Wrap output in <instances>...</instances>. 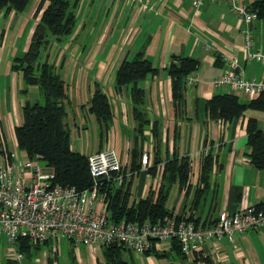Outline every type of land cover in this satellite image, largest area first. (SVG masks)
Masks as SVG:
<instances>
[{
  "label": "crops",
  "instance_id": "0c3cea01",
  "mask_svg": "<svg viewBox=\"0 0 264 264\" xmlns=\"http://www.w3.org/2000/svg\"><path fill=\"white\" fill-rule=\"evenodd\" d=\"M36 1L17 16V23L13 27L8 21L16 12L11 9L0 10L2 153L15 145L13 125L21 120L20 103L24 98L33 100L31 94L37 91L34 83L27 84L25 90L21 89L25 86L21 72L10 66L12 58L21 55L27 46L37 17L32 14ZM240 1L249 4L252 0ZM228 6V0H201L196 5L191 0H112L111 6L105 7L93 37L88 40L77 38L84 25V21L80 20L67 36L59 38L53 55H47V59L58 65L63 79L65 96L62 102L64 120L69 129V146L83 153L106 145L114 146L117 150L122 148L120 155L127 164L129 148L135 145L141 152L147 147L151 154V140L147 128L143 130L145 137H134L129 96L125 86L115 90L113 72L123 55H128L130 48L132 51L137 46L142 49L143 55L156 67L155 71L146 72L139 79L144 93L143 105L149 119H158L161 135L166 138L169 151L172 126L176 122L177 151L189 155L191 185L198 173L201 150L210 145L215 151L206 197H199L193 205L195 198L189 200L192 198L191 189L183 194L173 183L165 201L175 212H191L199 216V222L203 223L212 220L221 208L232 210L245 204L264 203V169L254 166L244 153L245 119L252 115L258 121L260 114L253 112L252 108H246L236 118H209L205 116L202 106L204 98L215 91L227 89L214 85L211 78L221 72L224 59L228 56L235 57L244 77L264 75V67L259 60L245 58L239 32L242 21ZM89 28L95 29V26L91 24ZM250 28L253 47L264 52V16L253 18ZM184 54L195 57L197 65L191 70L196 75L194 83L184 85L185 111L180 117L174 115L170 77L164 65L171 57ZM215 56L220 58L219 62L215 61ZM94 82L99 83L111 103L112 117L106 129L87 109ZM236 94L247 98L242 93ZM156 181L157 176L144 172L140 165L129 179L128 202L144 196L149 188H155ZM81 244L91 259L89 264L101 259V253L98 256L96 252L100 247ZM153 249L164 250L167 254L156 256L145 251L133 253L130 248L124 251H127V258L134 264H208L201 258L191 262L193 256L190 254L174 252L171 239L159 241ZM75 252L78 259L81 251ZM198 252L206 255L211 264H264V224L234 232L232 239L224 234L218 238H207ZM36 254L38 250L33 256ZM47 254H51V251L48 250ZM53 261H56L55 257ZM74 264H78L76 259Z\"/></svg>",
  "mask_w": 264,
  "mask_h": 264
},
{
  "label": "trees",
  "instance_id": "16d2710c",
  "mask_svg": "<svg viewBox=\"0 0 264 264\" xmlns=\"http://www.w3.org/2000/svg\"><path fill=\"white\" fill-rule=\"evenodd\" d=\"M28 1L0 0V10L11 9L14 12H23ZM248 6L255 9L257 17L264 16V0H252ZM32 14L37 17L33 23L27 46L21 55L12 58L10 66L21 72L23 84H25L21 89L25 90L27 84L34 83L43 94V100L40 102L37 99L24 98L20 103L21 120L13 125L15 146L27 157L41 159V163L49 165L53 171V181L73 184L78 189L88 187L92 179L88 171L86 154L69 146V129L64 120L65 112L62 102L65 91L63 79L57 69L58 65L56 66L51 59H47L46 54L44 58L38 59L41 50L48 45L50 36L59 39L68 35L77 22V16L74 8L69 7L68 0H37ZM218 58L215 56L216 62L220 61ZM196 65L197 59L186 54L171 57L164 65L170 77V96L176 116L181 117L180 114L185 111L183 106L185 102L184 76L194 70ZM155 70L156 67L143 55L142 49L138 48L130 57L125 53L113 72L115 90L125 86L129 96L134 120L132 126L134 137H145L143 133L145 128L148 129L150 135L151 158L143 171L151 176H157L155 188H149L144 196L130 202L127 198L129 180L123 188L122 183L114 185L113 182L100 180L99 190L104 192L106 208L113 219L142 221L169 215L178 218L184 216L185 213L175 212L172 206L165 203L173 183L177 184V190L182 191L183 194L191 189L193 199L189 200L195 198L193 205L199 197H206L209 188L211 169L216 155L214 149L208 145L201 150L198 173L191 185L189 155L186 152L178 153L177 151L178 126L176 122L172 126L169 151L167 140L161 135L158 119H149L147 115V110L143 105V87L138 84V80L146 72ZM202 106L206 117L218 119L236 118L243 114L246 108L264 112V90L247 98L239 97L227 89L215 91L202 100ZM87 109L94 115L99 125L106 129L112 117V107L106 92L97 82L93 83ZM244 128L246 132L244 153L254 166L264 169V132L252 115L246 117ZM139 154L140 150L135 145L129 148L127 165L130 169L137 170L140 167L141 162L139 158H136ZM158 162L160 165L157 166ZM184 217L199 222V216H194L191 212L186 213ZM12 242L15 249L22 252V256L27 257H32L42 245L25 236H18ZM99 247L101 259H97L95 264H134L131 259L123 256L124 250L128 247L121 243H105ZM171 248L176 253L186 255L180 250L174 238L171 239ZM144 251L156 256L167 254L164 250L153 248ZM190 255L193 256L190 259L191 262L201 258L211 264L210 259L206 255H200L198 251H192ZM54 257H56L55 251L47 254L44 264H59L53 261ZM7 259L11 258L7 257ZM0 264L4 263L0 262Z\"/></svg>",
  "mask_w": 264,
  "mask_h": 264
},
{
  "label": "built area",
  "instance_id": "2783aa9c",
  "mask_svg": "<svg viewBox=\"0 0 264 264\" xmlns=\"http://www.w3.org/2000/svg\"><path fill=\"white\" fill-rule=\"evenodd\" d=\"M200 1L191 0V3L196 5ZM228 1L230 11L242 21L239 32L245 58L259 60L264 67V52L253 47L251 36L250 22L257 17L255 9L240 0ZM224 63L221 72L211 78L214 85L225 86L246 97L264 90V75L244 77L233 55L225 58ZM195 79V74L186 73L184 85H192ZM86 158L92 182L90 186L78 189L73 184L53 181L49 165L27 157L15 145L0 152V235L9 241L25 236L42 243L34 256L42 263L47 251H55L62 238L69 240L75 248L78 243L97 247L121 243L136 252L174 238L180 250L190 254L199 251L207 238L224 234L232 239L234 232L264 224V203L245 204L232 210L221 208L212 220L204 223L187 219L186 214L178 218L169 215L142 221L113 219L98 182L105 180L118 185L128 180L135 170L129 168L117 148L111 145L86 152ZM138 158L145 167L151 158L150 150H142ZM100 174L103 178L96 179ZM15 251V259L22 257V252Z\"/></svg>",
  "mask_w": 264,
  "mask_h": 264
},
{
  "label": "rangeland",
  "instance_id": "374dc122",
  "mask_svg": "<svg viewBox=\"0 0 264 264\" xmlns=\"http://www.w3.org/2000/svg\"><path fill=\"white\" fill-rule=\"evenodd\" d=\"M34 1L35 0H29L27 5L25 6L24 10H26L28 6L30 7ZM68 2H69V7L74 8V11H75L76 16H77V22L80 20L84 21L83 28H81L77 38L83 39V40H85V39L88 40L91 37H93L94 34L96 33V30H98L99 23H100L101 19L103 18L104 9L106 6H111L112 0H68ZM20 14H21V12H16V15L14 17H12L11 19L9 18L8 22H10L11 27L16 25V23H17L16 18ZM91 24H93L95 26V29L89 28ZM6 29H7V27H6ZM63 37H65V36H63ZM58 42H59V39L57 40L56 37L51 35L48 45L46 46L45 49L41 50V52L38 56V59L44 58L45 54L47 57V55H49V53H50V57H51L56 50V44H58ZM50 43H52V45H50ZM137 47H136V49H138ZM131 49L132 48H130V51L128 52V55H127L128 57H130L133 54V51ZM138 84H140V80H138ZM217 87L222 88L220 86H217ZM239 97H242V95H240ZM31 98L33 100L37 99L38 101L41 102L43 100V94L37 89V91H35L34 93L31 94ZM252 111L260 114L259 115L260 120L257 121V124L262 128V130L264 132V112L256 111L255 109H253ZM145 150L149 151L150 149L146 147ZM118 151H119V154H121L123 152L122 148H120ZM38 161H39V163L42 162L41 159H39ZM158 163H160V162H158ZM143 168L144 167H142V169ZM128 180H126L122 183V188L124 187V184ZM127 189L129 192V183H128ZM59 242H60L59 243V252L57 253V255L55 257L56 261L59 264H71L72 262L75 263V259H76V262L78 264H89L90 263L91 259L87 255V251L85 250V247L83 246V244L78 243V245L76 246V248H78L81 251V253L79 255L80 257L77 259L76 254H74V252L76 250H74V247L69 244L67 239L62 238L59 240ZM15 252L16 251H15L14 243L12 241L6 240L3 235H0V262H3L4 264H32V263L33 264H43L45 262L44 261L45 258L43 260V263H41L40 259L35 258L34 256H32V257L22 256L18 259H12V257H14ZM96 252H97V255L99 256L100 255V249L97 250ZM132 252L134 253L135 251L132 250ZM123 256L127 258V251L123 252ZM7 257H9L11 259H7Z\"/></svg>",
  "mask_w": 264,
  "mask_h": 264
},
{
  "label": "water",
  "instance_id": "95a60500",
  "mask_svg": "<svg viewBox=\"0 0 264 264\" xmlns=\"http://www.w3.org/2000/svg\"><path fill=\"white\" fill-rule=\"evenodd\" d=\"M103 178V175L102 174H100V175H98V176H96V179H102Z\"/></svg>",
  "mask_w": 264,
  "mask_h": 264
}]
</instances>
